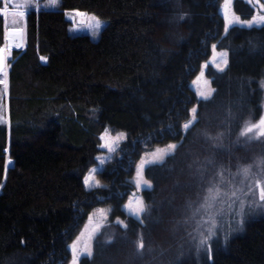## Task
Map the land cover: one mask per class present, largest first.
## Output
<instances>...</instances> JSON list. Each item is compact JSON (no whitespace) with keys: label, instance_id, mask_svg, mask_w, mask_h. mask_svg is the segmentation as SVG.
<instances>
[{"label":"trees","instance_id":"obj_1","mask_svg":"<svg viewBox=\"0 0 264 264\" xmlns=\"http://www.w3.org/2000/svg\"><path fill=\"white\" fill-rule=\"evenodd\" d=\"M221 2L61 0L57 9L27 14L25 46L8 61L10 124H0V264H67L70 243L101 206L113 208L106 233L79 264H264V215L248 219L238 235L214 239L207 254L182 223L186 202L200 190L203 162L211 157L232 172L250 162L237 137L264 111V26L233 25L225 33ZM233 8L241 18L255 14L244 0ZM67 10L106 21L99 38L72 33ZM213 45L228 53L229 66L206 70L214 102L199 105L203 119L184 147L146 169L153 190L143 191L151 214L142 226L122 208L134 190V164L147 149L184 140L182 125L199 99L191 82ZM107 128L124 131L126 141L99 174L105 187L88 190L83 179L97 164ZM221 132L220 149L203 139ZM257 143L264 154V141ZM141 235L145 247L138 250Z\"/></svg>","mask_w":264,"mask_h":264},{"label":"snow or ice","instance_id":"obj_2","mask_svg":"<svg viewBox=\"0 0 264 264\" xmlns=\"http://www.w3.org/2000/svg\"><path fill=\"white\" fill-rule=\"evenodd\" d=\"M11 2V0H3L4 8H0V17L5 15V8ZM233 0H225V28L224 31L227 33L231 25H240L247 28H252L253 26L261 27L264 26V15L254 16L252 19L242 20L239 16L229 17L227 13V7ZM249 4L255 2L264 9V3L260 0H248ZM58 5V0H49V4L46 5L55 7ZM32 6V0H24L23 5H17L18 8H27ZM35 7L39 10V0H36ZM15 15L24 19L26 23L27 13L24 10L17 12ZM85 13L79 10H74V18L84 16ZM183 19V17H181ZM96 23L92 26L93 32L101 28L100 21L94 17ZM13 23H17L16 20ZM26 29L25 27H11L5 32V39L7 44L0 47V85L4 86L5 93L8 89V57L11 56L12 50L23 48L25 39ZM212 51L214 55L210 62H206L201 65L200 77L194 83H199L203 79L205 88L204 90H199L197 95L199 97L197 101V106L191 108L186 118V122L182 125V130L185 133L184 140H181L179 144H169L163 150H159L152 153L151 159L141 158L140 163L136 168V176L134 179L135 187L138 190L152 191L153 184L150 180L145 178V169L148 168L151 172V167L149 166H163L167 162V158L174 157L179 149L184 147V142L187 139V135L200 124L203 116L200 111H198L199 105L203 102L204 104L214 102V93L216 89L211 88V81L204 79L205 70L211 66H215L217 72L223 73L229 66L228 53L220 52L218 53V59L216 55V45L212 46ZM41 61L47 62L46 57H40ZM260 87L264 89V80L260 82ZM3 100V95H0V101ZM0 112H2V104H0ZM8 123L10 124V119L8 121L4 120L2 114H0V124ZM171 127V125H169ZM256 130L258 132L257 136H248L249 133H253ZM224 133H218L215 136L204 133V141L214 146L216 149L222 147L221 141L224 137ZM241 137H247L245 143L252 139L264 138V115L260 116L258 123L248 122V126L244 131L240 133L237 137L236 143L241 142ZM102 144L101 149H107L109 152L116 151V142L114 140H108L104 135L101 136ZM118 139V138H117ZM99 163L103 165L104 160H100ZM256 169L254 172L253 169ZM97 169H92L91 172H97ZM239 178V179H238ZM197 183L199 186V192L195 200L189 199L184 208L185 214L182 221L183 226L190 231L187 232L188 237L191 241L195 243L197 251H204L209 253L211 251V242L218 238V228L220 227V220L225 216L235 219L239 217L237 223L243 225L244 217L247 215L246 208L251 211L254 208H264V203H258L256 201V196L258 192L259 201L264 202V158H259L255 160L252 164H238L236 166V171L232 172L230 168L223 165L216 166L213 158H208L203 162V166L199 169L197 173ZM83 184L86 188L105 187L101 185L98 181L93 182L92 175L85 176L83 179ZM184 187L190 188L191 185H185ZM222 195L226 199H222ZM134 199H130L125 209L131 214L142 226H144V218L151 214V206L146 205L143 197H137L133 193ZM160 223V221H156ZM117 223L122 225V227L127 230L129 225L124 221L117 220ZM99 231V228L93 229V236ZM225 240H227V234H225ZM112 239L106 241V243L111 244ZM137 249L143 250L145 247L143 235H141L137 240ZM73 252L72 264H78L76 257L77 246L73 243L70 246ZM82 256L86 255L91 258L93 252L91 249H86ZM209 260L211 257L209 256Z\"/></svg>","mask_w":264,"mask_h":264},{"label":"rangeland","instance_id":"obj_3","mask_svg":"<svg viewBox=\"0 0 264 264\" xmlns=\"http://www.w3.org/2000/svg\"><path fill=\"white\" fill-rule=\"evenodd\" d=\"M60 1L61 0H58V5L55 6V7H52V6L46 7V5L49 4V0H39V5H40L39 9H42V8L57 9L59 7V5H60ZM234 1L235 0H233V2L230 3L228 5V7H227V13H228L229 17H232L234 15L235 16H239L234 11V8H233ZM244 1L249 4L248 0H244ZM260 2L264 3V0H260ZM35 3H36V0H32V6L27 7V8H18L17 5H23L24 4V0H11V2L5 8V15L3 16L4 17V21H5V32H6V30L8 28H11V27H25V29H26V23H25L24 19L18 17L15 14L17 12L21 11V10L26 11V13L28 14L32 9H36ZM2 4H3V2H2ZM250 5L254 8L255 14L252 17H250V18H241L242 20H248V19H252L254 16L264 15V9L260 8V6L258 4L253 2ZM1 8H4V4L2 5ZM80 12L85 13V15L81 16V17H75L74 18V10H67L66 11V16L71 21V32L74 33V34H83V33L84 34H88L94 40L95 39L97 40L99 38V36H100L101 31L103 30V28L106 25V21L100 19L99 17H97L96 15H94L92 13H88V12H84V11H80ZM220 13L223 15V17L225 16V0H222V2H221ZM94 17L97 18L100 21V23H101V28L96 30L95 32H93V30H92V26L96 23V20L94 19ZM14 20H16L17 23L14 24L13 23ZM224 21H225V19H224ZM231 26H233V25H231ZM238 26H240V25H238ZM241 27H243V26H241ZM6 44H7V40L5 39L4 45H6ZM220 52H226V51L219 50V49L216 48L217 59L219 58L218 57V53H220ZM213 55H214V53L211 50L210 56L208 57V59L204 63L210 62ZM10 57L11 56L8 57V61H9ZM211 67L215 68L214 65L211 66ZM201 70L196 74V76L194 77V79L191 82V86L195 90L196 94H197V92L199 90H204V88H205L203 79H201L199 83H194L195 81H197L198 77H200ZM204 79H207V80L211 81V79H209L207 77V75H206V70H205ZM210 87L214 88L213 85H212V82L210 84ZM0 95H3V100L0 101V104H2V112H0V114L3 115L5 121H8L9 120V117H8V115H9V110H8V107H9V103H8L9 90L7 89V93H5L4 86L0 85ZM197 97H198V95H197ZM195 106H197V105H195ZM262 115H264V111H263ZM259 119L252 120V121H249V122L258 123ZM4 124L8 125V123H4ZM247 126H248V123L243 127L242 130H240V133L242 131H244ZM102 135H104L106 137V139L114 140L116 142V151L115 152H109L107 149H101L100 148L101 151H100V153H99V155L97 157V164L90 169V171L88 172V174L86 176L91 174L92 177H93V182H97L98 181L101 185L105 186L104 181L101 179L99 174H100V172L102 170H104L106 168V166L112 160H114L116 157L121 156V152L120 151L122 149V144H123V142L126 141V137L127 136H126V133L124 131H112L110 128H107L102 133ZM257 135H258V132L256 130H254L253 133H249L248 134V136H257ZM246 140H247V137H241V142H240V143H243L244 146L248 147L250 153L252 154L250 162H248L246 164H252L255 160H257L259 158H264V154H260L259 153V150L257 148L258 145H257V147L255 149L256 144H254V143H257V142L264 141V138L252 139V140L248 141L247 143H245ZM101 144H102V141H101ZM170 144H174V143H170ZM257 144H259V143H257ZM166 147H167V145H156V146H154L151 149L145 150L143 152V154L141 155V158L143 157V158H146V159H151L152 158V153H155V152H157L159 150H163ZM141 158H140V160H141ZM100 160H104L105 163L103 165H101L99 163ZM140 160L137 163L134 164V168H133L134 173H133V175L131 176V179H130V181H131V183H132V185L134 187V190L131 192V194L128 196L127 200L122 205V208L124 209V211L127 214H129L130 216H131V214L126 211L125 206L128 204L130 199H134L133 193H135L137 197H143V191L138 190L135 187V183H134V179H135V176H136V168H137V165L140 163ZM7 163L9 164L10 162H7ZM92 169H97L98 171L93 173V172H91ZM146 169H147V167H146ZM146 169H145V171H146ZM235 171H233V172H235ZM253 171L255 172L256 169L254 168ZM145 178L148 179L146 176H145ZM101 188H103V187H101ZM87 189L88 190H94V189H100V188H96V187L93 186L90 189L89 188H87ZM221 198L222 199H226V197H224L223 195H222ZM143 200H144V197H143ZM256 201L258 203H264V202H260L259 201L258 192H257V196H256ZM144 202H145V200H144ZM112 209L113 208L111 206L97 207L93 212H91L88 215V218H87L86 222L78 230L76 236L74 237L73 241L69 245V248H70V246L73 243H76V246H77L76 257H77V260H78V264H79V261H80L81 258L86 257V255H84V256L81 255L82 253L85 252L86 249H91L93 254H94L95 243L97 241V237L100 236L101 234L106 233V229L105 228L107 227V225L110 222ZM246 213H247V215L244 217L243 224L248 219L257 218V217H259V215L260 216L264 215V208H254L251 211H248V209L246 208ZM238 220H239V217H236L235 219H232L231 217H228V216H225L222 220H220V227L217 230L218 231V237H220L222 240H225V234H227V238H230L231 236H235V235L240 234L239 232L242 231L244 226L242 225L243 227H241V225H239L237 223ZM94 228H99V231L96 233L95 236H93V229ZM173 230H175V229H173ZM212 244L213 243L211 242V248H212ZM151 249H152V247H150V250ZM70 252H71V257H70L69 261L67 262V264H72L73 252H72L71 248H70ZM205 254H207V253H205ZM146 263L147 262L145 261L143 264H146Z\"/></svg>","mask_w":264,"mask_h":264},{"label":"water","instance_id":"obj_4","mask_svg":"<svg viewBox=\"0 0 264 264\" xmlns=\"http://www.w3.org/2000/svg\"><path fill=\"white\" fill-rule=\"evenodd\" d=\"M7 63H8V60H7Z\"/></svg>","mask_w":264,"mask_h":264}]
</instances>
